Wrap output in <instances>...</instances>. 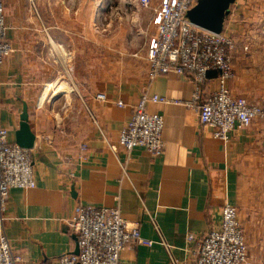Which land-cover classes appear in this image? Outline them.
<instances>
[{
    "label": "crops",
    "instance_id": "crops-1",
    "mask_svg": "<svg viewBox=\"0 0 264 264\" xmlns=\"http://www.w3.org/2000/svg\"><path fill=\"white\" fill-rule=\"evenodd\" d=\"M160 1L5 0L14 51L0 64V126L16 143L26 107L35 135L36 186L11 189L7 206L19 264H60L76 251L69 222L80 202L119 205L124 219L155 241L128 245L122 264H172L160 233L179 264H195L198 245L188 235L215 228L223 205L232 204L246 234L244 264H264V120L236 127L228 140L215 138L187 106L191 76L149 79ZM223 31L236 40L231 92L264 108V0H236ZM215 87L208 83L204 96ZM145 92L167 98L147 105L164 118L158 156L119 142Z\"/></svg>",
    "mask_w": 264,
    "mask_h": 264
},
{
    "label": "built area",
    "instance_id": "built-area-1",
    "mask_svg": "<svg viewBox=\"0 0 264 264\" xmlns=\"http://www.w3.org/2000/svg\"><path fill=\"white\" fill-rule=\"evenodd\" d=\"M4 1L0 0V64L14 51L7 37ZM142 7H151V0H138ZM197 0H161L156 6L157 29L147 51L150 80L160 75L191 76L195 89L187 106L198 115L200 124L213 128L215 138L228 140L236 127H248L254 120H264V108L236 97L228 86L234 75L232 51L236 40L224 31L216 33L190 21L187 12ZM6 40V41H5ZM211 72L216 75L211 76ZM211 81L216 87L204 96V87ZM1 90V80H0ZM106 100L105 94H97ZM1 99V94H0ZM167 98L145 92L133 109L130 120L121 129L119 142L132 150L143 147L154 156L161 155L164 118L148 111V102H166ZM118 104L123 106V101ZM36 186L31 149L8 140V128L0 126V264H19L21 257L11 245L6 232L7 206L13 188ZM236 206L225 203L219 225L202 236L188 235L190 243L198 245L195 264H244L248 245L245 230L238 219ZM77 238L78 253L60 256V264H122L121 255L131 243L153 246L155 241L142 236L136 224L130 225L119 205L112 207L79 203L75 217L69 222ZM160 233V228L155 224ZM159 242L166 248L172 264L179 260L160 233Z\"/></svg>",
    "mask_w": 264,
    "mask_h": 264
},
{
    "label": "water",
    "instance_id": "water-1",
    "mask_svg": "<svg viewBox=\"0 0 264 264\" xmlns=\"http://www.w3.org/2000/svg\"><path fill=\"white\" fill-rule=\"evenodd\" d=\"M236 0H197L187 16L195 25L212 32H222L225 18L230 7ZM35 135L31 132L28 123V110L25 107L21 114L20 127L16 131V144L25 149H32ZM78 253V247L76 248Z\"/></svg>",
    "mask_w": 264,
    "mask_h": 264
},
{
    "label": "rangeland",
    "instance_id": "rangeland-1",
    "mask_svg": "<svg viewBox=\"0 0 264 264\" xmlns=\"http://www.w3.org/2000/svg\"><path fill=\"white\" fill-rule=\"evenodd\" d=\"M4 7H5V1H4ZM126 12H127V10L124 9V12H121V15H120V16H124V14H125ZM125 16H127V15H125ZM125 16H124V17H125ZM100 25H101V23H100ZM5 39H6L8 42H10V41L7 39V37H6ZM6 40H5V41H6ZM10 43H11V42H10ZM245 235H246V234H245Z\"/></svg>",
    "mask_w": 264,
    "mask_h": 264
},
{
    "label": "trees",
    "instance_id": "trees-1",
    "mask_svg": "<svg viewBox=\"0 0 264 264\" xmlns=\"http://www.w3.org/2000/svg\"><path fill=\"white\" fill-rule=\"evenodd\" d=\"M210 75H211V76H215L216 74H215L214 72H211ZM204 89H205V87H204Z\"/></svg>",
    "mask_w": 264,
    "mask_h": 264
}]
</instances>
